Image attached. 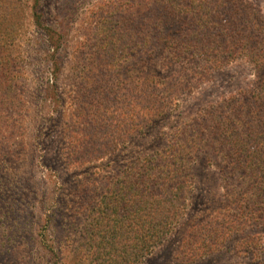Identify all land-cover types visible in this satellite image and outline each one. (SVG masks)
Masks as SVG:
<instances>
[{
	"label": "trees",
	"instance_id": "obj_1",
	"mask_svg": "<svg viewBox=\"0 0 264 264\" xmlns=\"http://www.w3.org/2000/svg\"><path fill=\"white\" fill-rule=\"evenodd\" d=\"M142 1L148 8L151 0ZM152 1L155 6L149 10H154V16H145V22L134 27L137 36L122 38L120 31L108 29L101 19L95 26L97 39L76 45L73 53L83 50L85 62L80 68L86 73L80 82L83 87L70 91L74 125L67 145L72 164L96 166L164 118L181 78L164 88L161 74L146 66L145 57L159 53L166 63L179 66L181 75L198 79L223 61L245 59L254 69L255 82L247 92L212 107L208 118L176 125L165 144L122 162L124 166L110 175L112 181L85 208L89 238L80 250L89 264H142L173 231L179 234L180 253L193 261L219 250L230 234L245 226L246 219H264V14L235 4L221 10L225 5L213 6L208 0ZM123 4L120 13L127 12V2ZM18 6V0H0V93L9 101L12 98L10 103L19 96H9L7 89L20 73L11 39ZM34 16L38 24V14ZM48 39L57 46L53 36ZM119 46L120 53L115 54ZM100 50L106 52L103 58ZM97 55V70L125 68L124 80L118 77L97 90L94 70H87L94 67ZM54 66L62 70L57 58ZM117 86H125L123 92ZM198 154L215 157L242 174L227 193L228 206L218 208L204 226L185 218ZM247 209L251 213L246 217ZM234 211L244 215L231 218Z\"/></svg>",
	"mask_w": 264,
	"mask_h": 264
},
{
	"label": "rangeland",
	"instance_id": "obj_2",
	"mask_svg": "<svg viewBox=\"0 0 264 264\" xmlns=\"http://www.w3.org/2000/svg\"><path fill=\"white\" fill-rule=\"evenodd\" d=\"M18 1V23L11 39L16 44L20 73L7 89L9 96H19L10 103L12 98L9 101L0 93V264H89L87 257L82 258L87 254L80 250L89 238L85 208L92 206L112 181L110 175L124 166L122 162L165 144L176 125L208 118L212 107L247 92L255 82L254 69L239 58L223 61L198 79L181 75V68L166 63L159 53L145 57L146 66L161 74L164 88L181 78L164 118L145 136L133 137L96 166L80 167L72 164L67 145L74 118L70 91L79 89L86 73L80 68L85 62L83 50L73 53L76 45L97 39L95 26L101 19L107 21L108 29L120 31L122 38L137 36L134 27L145 22V16H154V10L149 9L155 4L151 0L144 8L147 2L142 0ZM208 1L213 6L225 5L221 10L235 4L246 7L247 12L264 14V0ZM124 2L127 12L120 13L117 10L125 6ZM34 13L38 14V24ZM48 34L57 46L51 44ZM121 48L117 47L115 54ZM98 53L103 58L106 52ZM56 58L61 71L55 70ZM95 60L94 67L87 70H94L97 90L102 91L118 77L124 80L125 68L104 72L102 68L97 70L98 55ZM117 88L123 92L125 86ZM241 175L215 157L206 155L205 159L204 154H198L185 218L195 219L198 226L209 223L218 208L228 206L227 193ZM242 211L229 215L241 218ZM247 212L246 217L251 213L249 209ZM245 221V226L230 234L219 250L193 261L182 256L179 234L173 231L142 264H264V219Z\"/></svg>",
	"mask_w": 264,
	"mask_h": 264
}]
</instances>
